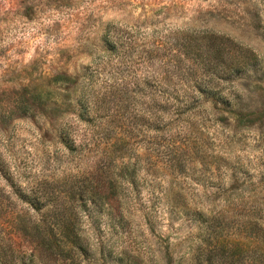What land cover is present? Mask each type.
<instances>
[{"label":"rangeland","instance_id":"rangeland-1","mask_svg":"<svg viewBox=\"0 0 264 264\" xmlns=\"http://www.w3.org/2000/svg\"><path fill=\"white\" fill-rule=\"evenodd\" d=\"M231 60L240 70L218 78ZM168 82L215 85L254 121L203 97L162 117ZM109 149L122 156L109 169L132 170L124 231L91 202ZM0 162L1 214L26 207L17 186L81 190L80 228L114 252L197 263L196 247L220 240L214 264H264V0H0Z\"/></svg>","mask_w":264,"mask_h":264},{"label":"trees","instance_id":"trees-1","mask_svg":"<svg viewBox=\"0 0 264 264\" xmlns=\"http://www.w3.org/2000/svg\"><path fill=\"white\" fill-rule=\"evenodd\" d=\"M219 51L220 49L209 45L205 55L209 59L208 63L214 64L213 61L216 59V64L220 62ZM240 63L238 60H231L220 64L222 67L215 71V75L226 79L230 74L240 70ZM196 75V72L191 74L193 79L198 78ZM163 79L169 78L165 74ZM164 91L175 96V101L161 105L162 117L171 113V106H174L173 114L178 116L190 113L196 107V102L203 97L204 102L213 103L214 107L218 103L223 105L222 109L235 115L236 120L240 122L254 121L251 117L254 110L244 109L243 104L230 103L227 99L221 98L215 85H193V92L188 95L186 91L181 93L178 87L171 86L168 82ZM195 94L198 95L196 99H194ZM118 157L122 158L121 155L116 156L114 150L102 151L100 161L103 164L99 169V183L93 190L91 202L100 209L106 208L110 218L116 220V229L124 231L135 226L132 223L130 199L126 196L127 188L133 187V184L128 183L131 181L127 180L131 179L132 170L127 164H122L118 171L109 169L112 161ZM0 166H2L1 162ZM14 194L26 203V207L23 210H7L5 213H0L2 215L0 216V264H150L144 259L140 250L131 253L123 247L114 252V245L109 243V239H102L95 232L89 233L80 228V217L71 199L76 198L77 202L83 199L85 195L83 191L80 190L78 195L71 190L63 195L58 193L49 196L46 191L21 189L17 186ZM147 213L144 212L143 215L146 217V222L152 225ZM208 237L207 234L201 242H207ZM208 244H199L195 250L197 253L192 254L190 259H197L198 264H214L212 258L221 254V241L217 240L211 248H208ZM233 244L239 247L242 242L234 240ZM203 254L204 260H200ZM176 264L182 263L179 261ZM217 264H222L220 259Z\"/></svg>","mask_w":264,"mask_h":264}]
</instances>
